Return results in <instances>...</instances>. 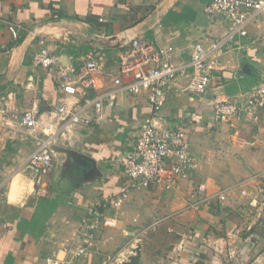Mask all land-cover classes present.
Here are the masks:
<instances>
[{
    "label": "crops",
    "instance_id": "crops-1",
    "mask_svg": "<svg viewBox=\"0 0 264 264\" xmlns=\"http://www.w3.org/2000/svg\"><path fill=\"white\" fill-rule=\"evenodd\" d=\"M208 1L0 0V264L67 260L69 246L85 249L69 264H108L124 253L123 264L137 244V264H264V108L256 120L216 122L212 112L215 99L236 102L264 84V15L253 19L246 37L225 44L222 69L204 94H168L159 117L165 127L184 130L194 167L171 190H132L120 209L109 211L115 227H100L88 242L78 236L87 211L128 182L119 158L150 115L145 92H119L99 120L90 110L87 124L56 133L46 174L29 160L47 127L63 125L57 107L82 99V92H60L58 69L101 57L95 88L84 95L111 90L119 55L135 38L173 47L172 62L181 67L194 44L228 31L224 15H206ZM11 25L19 27L16 37ZM41 40L54 58L50 68L33 63ZM25 111L38 127L21 124ZM199 184L207 196L223 191L225 201L212 197L199 209L187 208L188 192ZM255 207L261 219L246 222Z\"/></svg>",
    "mask_w": 264,
    "mask_h": 264
},
{
    "label": "built area",
    "instance_id": "built-area-1",
    "mask_svg": "<svg viewBox=\"0 0 264 264\" xmlns=\"http://www.w3.org/2000/svg\"><path fill=\"white\" fill-rule=\"evenodd\" d=\"M204 11L212 16L222 14L229 22L225 35L210 43H196L192 46L190 60L178 67L172 62L173 47L155 48L143 38L131 39L119 55V65L113 77L114 88L96 96H86L84 91L95 88V74L100 69V60L91 55L83 57L76 65L58 69V87L61 93L76 96L82 92V99L74 107L62 104L56 113L63 125L57 130L48 126L50 132L37 140V150L31 155L30 163L40 174H46L53 165L56 133L70 126L87 124L85 116L92 110L96 120L102 117L104 106H113L117 93L138 94L145 92L150 108V115L145 118L132 148L119 158V163L128 182L122 185L116 196L102 199L98 205L87 211L83 226L78 232L79 238L88 242L100 227H115L117 219L110 210L117 211L127 200L132 190L160 186L164 190L173 189L180 181L189 177L193 167L188 138L181 128H167L159 117L161 108L169 93L204 94L214 77L222 69L223 47L235 36L246 37L247 28L257 16L264 15V0H209ZM17 26L9 30L17 36ZM259 40L264 43V26ZM42 47L33 57V63L42 68H50L54 58L49 54L43 40ZM182 73V75H181ZM183 76V77H182ZM185 79L184 84L179 80ZM264 108V84H260L236 102L215 99L212 103L213 119L216 122H229L242 119L256 120ZM21 124L28 129H35L38 123L31 111H25ZM189 209L216 198L225 199L223 191L207 196L206 186L199 184L191 194ZM66 259H46L40 264H69L71 259L81 257L85 249L79 246L65 250ZM124 253H119L108 264H119Z\"/></svg>",
    "mask_w": 264,
    "mask_h": 264
},
{
    "label": "rangeland",
    "instance_id": "rangeland-1",
    "mask_svg": "<svg viewBox=\"0 0 264 264\" xmlns=\"http://www.w3.org/2000/svg\"><path fill=\"white\" fill-rule=\"evenodd\" d=\"M195 185H193L191 188H190V190H189V192H188V196H187V198H188V201H189V204L192 202V199H191V194L193 193V191H194V189H195V187H194ZM186 198V199H187ZM225 201V199L224 200H222V203ZM203 205H205V204H202V205H200L197 209H199L200 207H202ZM249 213L248 214H245V218H246V222H249V223H257V221H259L260 219H261V216H257V214L258 213H261V210L260 209H257V207H255V208H251V211H248ZM237 219V217H234L232 220L233 221H235ZM258 263H260V262H257V264Z\"/></svg>",
    "mask_w": 264,
    "mask_h": 264
},
{
    "label": "water",
    "instance_id": "water-1",
    "mask_svg": "<svg viewBox=\"0 0 264 264\" xmlns=\"http://www.w3.org/2000/svg\"><path fill=\"white\" fill-rule=\"evenodd\" d=\"M54 150H55V148H54ZM68 153H69V151H68ZM133 253H134V255H131V257H129L128 261L124 262L123 264H137V261L139 259V253H140V244H137Z\"/></svg>",
    "mask_w": 264,
    "mask_h": 264
}]
</instances>
